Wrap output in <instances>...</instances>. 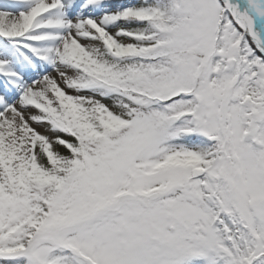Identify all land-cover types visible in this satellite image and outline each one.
Listing matches in <instances>:
<instances>
[{
	"label": "snow or ice",
	"instance_id": "obj_1",
	"mask_svg": "<svg viewBox=\"0 0 264 264\" xmlns=\"http://www.w3.org/2000/svg\"><path fill=\"white\" fill-rule=\"evenodd\" d=\"M0 264H264V0H4Z\"/></svg>",
	"mask_w": 264,
	"mask_h": 264
},
{
	"label": "rangeland",
	"instance_id": "obj_2",
	"mask_svg": "<svg viewBox=\"0 0 264 264\" xmlns=\"http://www.w3.org/2000/svg\"><path fill=\"white\" fill-rule=\"evenodd\" d=\"M4 3V0H0V4Z\"/></svg>",
	"mask_w": 264,
	"mask_h": 264
}]
</instances>
